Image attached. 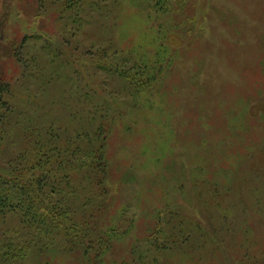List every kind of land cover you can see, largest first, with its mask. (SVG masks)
Here are the masks:
<instances>
[{"label": "rangeland", "instance_id": "374dc122", "mask_svg": "<svg viewBox=\"0 0 264 264\" xmlns=\"http://www.w3.org/2000/svg\"><path fill=\"white\" fill-rule=\"evenodd\" d=\"M118 2L121 5L114 7L110 13L96 12L93 20L89 18L88 12L79 13L78 16L74 12L72 18L76 21L80 18V22L73 24L71 13L68 18L62 17L61 0H0V86L10 94H6V100L12 102L14 110L16 108V113H11L8 120H0V133L3 137L0 141V167L30 168L28 151L30 149L33 154V136L30 127L25 126L23 117L26 113L68 115L72 110L68 107L71 104L77 112L87 113L92 110L87 103L79 105V102H71L72 57L78 62L76 69L79 78L85 79L83 83L93 92L92 97H106L116 101L117 105L110 107L118 118L128 111L131 114L128 119H136V115H150L148 122L141 123L144 131L141 133L140 128L131 134L136 140L125 139L120 132L114 142L108 145L109 160L114 171L111 177L112 187L118 184L119 189L124 190L127 173L132 182V189L127 193L124 190L122 195L120 192L119 196L123 201L127 197L128 200L133 199L127 216L131 219L139 217L142 226H148L147 223L153 222L154 218L146 217L147 215L141 218V212L145 208L151 209L156 204H161L162 199L165 202L170 200L174 204L172 207L184 217L198 222L201 233L196 235L195 242L199 250L195 257L202 255L203 251L202 259L207 261L199 264L225 262L218 261V258L209 259V256L214 255L211 247L207 246L202 250L204 243L216 241L229 247L225 253L226 259L235 264L241 259L264 258V160H236L239 157L233 153L231 162L234 165V176L228 187L230 192L225 194L223 189L220 192L216 189L215 182L207 180L202 174L204 169L200 167H204L202 164L207 162L198 158V154L206 157L207 152L211 153L210 161L223 163V160H219L222 152L218 157L214 153L213 144H216L212 138L223 141L224 133L231 134L233 131L227 141L233 143L234 147L238 143L242 145L247 142L246 148L257 143L255 136H264V81L260 73V70L263 72L262 65L264 66V0H191L193 12L190 13L189 6L185 5L184 9L174 15H167L160 21L165 26L162 30L158 29L160 23L156 21L154 14L152 13L153 17L150 16L151 10H145L144 0ZM173 24L180 25L185 32L183 35L187 34L180 38L182 46L185 45L189 50L186 51L188 55L185 52L180 57L177 54V57L174 56L178 63L172 67L178 69L179 75L175 76L171 72L165 76H157V80L163 78L162 83L165 84L175 82L178 85L182 79L176 87V90L178 87L181 89L172 98L167 97L168 91L164 88V93H159V86H155L150 94L140 91V94L135 95L136 91L129 89L131 87L124 80L99 70V64L92 66L91 59L96 48L107 45L109 41L121 49L135 46L136 52L133 51L131 58H134L135 64L138 61L140 64L137 65L143 66L148 56L145 50L148 46L145 42L147 38L157 37L158 32H161L164 40H157L155 46L151 45L154 50H158L160 45H163L162 50L171 49L176 47V42L181 45V40L173 41V36L169 34L167 37V27ZM163 55L170 58L169 52ZM259 61L261 64L257 67ZM167 67L165 66L164 72L168 70ZM187 75H193V79L200 80V83L209 82L211 115L214 114L215 107L221 108V102L227 99L224 98L223 90L227 94L228 86L232 85L234 92L246 91L253 96L249 108L251 116L262 118L263 121L259 122L262 126H251L249 120L246 127L232 130L235 120L234 126H230L223 124L224 119L220 123L217 118V124H212L211 128L208 125V128H203L204 133L196 125L191 124L190 127L187 120L192 121L190 112L194 105L189 101V92L184 87L186 84L189 87L191 83L187 80ZM28 91L38 101L34 106H28L25 97ZM63 94L69 98L67 106L63 105ZM139 97L154 103L144 105L142 112H136L129 105L136 104L138 101L134 100H139ZM206 97L203 99L204 103L200 104L202 108L203 104L210 105L205 100ZM242 99L245 100L244 97ZM235 103L237 101L231 106L235 107ZM2 113L5 110L1 109L0 115ZM159 116L163 123L157 124ZM135 119L133 121H137ZM235 119L241 121L242 116ZM43 127L45 126L41 125L40 128ZM209 133V140L204 139L198 145L187 143L189 138L195 141L201 136L209 138ZM235 136H238L237 141L233 139ZM220 143L225 145V142ZM242 151L243 149L240 152ZM195 166H199L198 171L192 168ZM160 187L165 188L167 193L163 197ZM178 202L185 205L182 206L185 210L180 208ZM251 208L253 209L250 210ZM255 211L260 212L261 217ZM225 215L228 218L224 219ZM20 218L18 213L0 216V264H60L49 260L55 256L53 249H48L43 255L39 253L36 231L25 227ZM244 243L250 246V250L243 249ZM8 251L16 253L14 259L10 258L12 254ZM123 256V253L109 252L105 260L112 262L123 259ZM71 260L74 259L67 260L68 264L74 262ZM190 264L197 262L194 260Z\"/></svg>", "mask_w": 264, "mask_h": 264}, {"label": "trees", "instance_id": "16d2710c", "mask_svg": "<svg viewBox=\"0 0 264 264\" xmlns=\"http://www.w3.org/2000/svg\"><path fill=\"white\" fill-rule=\"evenodd\" d=\"M144 1L146 3L145 10H151L150 16H152V13L154 14L156 21L160 23L158 29L161 30L165 26L160 21L164 20L167 15H174L180 9H184L185 5L189 6L190 13L193 12L190 4L191 0ZM61 3L62 17L66 16L68 18L71 13L73 24L80 22V18L77 21L72 18V13L74 12L76 16L79 13L85 14L88 12L89 18L93 20V15L96 12L97 14L110 13L114 7L121 5L118 0H61ZM73 24H71L72 27L74 26ZM110 26H113V24H110ZM179 26L173 24L167 27V37L169 34L173 36V41L181 40V45L176 42V47L171 49L162 50L163 45H160L158 50H154L151 45L154 44L155 46L157 40L163 39L161 32H158L157 37L151 36L149 40L148 38L145 40L148 44L145 49L148 56L141 67L137 65L140 64L138 61L136 62L135 60L137 63L135 64L134 58H131L133 57V51L136 52L135 46H129V49H121L117 48L112 41H109L107 45L96 48L95 53L92 55L91 64L92 66L99 64V70H104L109 75L112 74L115 75V78L124 80L126 85L131 87L129 89L133 88L136 91L135 95L140 94V91L150 94L155 86H159V93H164V88V90L168 91L167 97L172 98L175 92H179L181 89V87H178L176 90V87L182 79L176 85L175 82L170 84L162 83L163 78L159 80L157 78L171 72L176 74L175 76L180 74L177 68L175 70L172 67L177 62L174 56L177 54L180 57L189 49L185 45L182 46L181 38L187 36V34L183 35L185 32ZM73 34L76 33L74 32ZM178 46L182 47L179 48ZM167 52L170 53V58H165V55H163V53L166 54ZM58 53L61 54V52ZM185 54L188 55V52ZM77 63L71 57V81L73 83L71 102H79V105L87 103V105L92 107V110L87 113L77 112L71 104L68 107L72 108V110L69 111L68 115L65 114L66 116L50 115L48 113L44 115L26 113L24 115L25 126L30 127L31 135L33 136L31 137L33 140V154L30 149L28 151V161L30 160L29 163L31 164L29 165L30 168L19 167V169H11L0 167V216L20 214L23 225L36 231L35 238L39 240V253L43 255L50 248L55 251L54 258L50 257L49 259L51 262L68 264L67 260L71 258L74 259L71 260L74 261L71 264H186L188 262L190 264L194 260H196L197 264L207 262L202 259L203 251L202 255L195 257L196 251L199 250V246H196L197 242H195L196 235L201 233L198 222L184 217L179 210L172 207L174 204L172 205L170 200L165 202L162 199L161 204H156L151 209L145 208L141 212V218L146 215V217L153 216L154 221L147 223L148 226H142L138 219L139 217L131 219L127 216L128 207L133 199L128 200L129 197H127L123 201L119 196L122 195L124 190V193H127L132 189L130 186L132 182H130V175L127 173L126 179H124V184L126 185L124 190L119 189L118 184L112 187L111 177L114 171L111 160H109L108 145L114 142L115 137L120 132L123 133L125 139H132L133 136L131 134L140 128H142L140 130L142 133L144 128L141 123L148 122L150 115H136V119H133L137 121H133L131 117L128 119V116H131L128 111L124 116L118 118L112 113L110 107L117 105L116 101L113 102L106 97L101 99L92 97L93 92L83 83L85 79L81 80L79 78L76 69ZM164 64L168 66L166 72H164ZM260 64L261 61L256 64L257 67ZM262 68L263 72L259 70L264 81L263 65ZM201 71H203L202 68ZM189 72L192 71L190 70ZM90 75L93 76V74ZM187 76L189 78L187 80L191 83L189 87L187 84L184 87L189 92V101L194 105L190 112L192 121L187 120V124L190 127L191 124L196 125L204 133L203 128H208L207 125L211 128L212 124H217L218 121L222 123L223 119L225 120L223 124L230 126H234V120L236 121L232 130L246 127L249 120L252 123L251 126L255 127L256 125L258 128L262 126L259 124L260 121H263L262 118L251 116L249 108L253 101V96L248 95L246 91L234 92L231 88L232 85L228 86L227 94H225V89L223 90L224 98L227 99L221 102V108L215 107L213 110L214 114L211 115V104L208 100L211 92L208 88L210 87L209 82L200 83V80L193 79V75ZM262 92H264V88ZM0 93H2L0 94V110H5V113L0 115V120H8L11 113H16V108L14 110L12 102L6 100L7 92L1 86ZM33 96L30 91L25 94L28 106H34L38 102ZM62 96L63 105L67 106L69 98L66 94ZM205 97V100L210 105L206 106L203 104L202 108L200 104H202L201 102L204 103L203 99ZM230 100L233 102L237 101L235 107L231 106L233 102L231 103ZM134 102L136 104L129 105V107L134 108L136 112H142L143 106L153 101L151 102L148 99L141 100L139 97V100L135 99ZM54 106H56V103ZM243 106L246 108H243ZM9 112L10 115H7ZM231 113L232 115H229ZM237 116H242V120L237 121L235 119ZM217 118L218 121L215 120ZM117 119H119V122H117ZM253 120L254 122H252ZM209 121L211 122L209 123ZM160 123H163V121H160L159 116L157 124ZM41 125L45 127L40 128ZM33 131L34 133H32ZM232 132L231 134L224 133L225 140L223 141L212 138V141H215L216 144V146L213 144L214 153L218 157L220 152H222L219 160H223V163L210 161L211 153L207 154L205 152L206 157L198 154L199 159L207 162L202 164L204 167H200V169H204L202 174L207 180L215 182L216 189L219 192L223 189L225 194L230 192L228 187H230L231 177L234 176L231 162L233 153L236 154V157H239L236 160L245 158L246 160H264L263 134H259V137L255 136L257 143L251 144L246 148L247 142L242 145L238 143L234 147L233 143L230 144L227 141ZM237 138L238 136L233 137L236 141ZM2 139V133H0V141ZM192 139L189 138L187 143L189 145L197 143L198 145L204 139L209 140L210 133L209 138L201 136L196 138L197 142ZM245 141H247L246 135ZM220 142H225V145L222 146ZM204 143H207V141ZM185 145L187 146V144ZM242 149L243 151L240 152ZM198 167L192 168L198 171ZM160 188L162 192L160 194L163 197L167 193L165 188ZM220 199L219 201H222ZM179 206L182 210H185L182 207L185 206L184 204H179ZM153 210L155 211L153 212ZM255 213L261 217L260 212L255 211ZM225 218H228V216L225 215ZM164 220H166L165 223ZM207 246L213 249L214 255L209 256L210 260L211 258L215 260L218 258V261H225L222 263L211 261L209 264H235V262H230L229 259H226L227 255L225 253H227L229 247L226 248L222 242H206L203 244L202 250H205ZM249 248L250 246H247V243L243 244V249L248 251L250 250ZM8 252L12 254L10 258L14 259L16 253L14 255L11 251ZM109 252L113 254L123 253V259L112 262L105 260ZM2 258L4 259L5 255ZM236 264H264V258L241 259Z\"/></svg>", "mask_w": 264, "mask_h": 264}]
</instances>
